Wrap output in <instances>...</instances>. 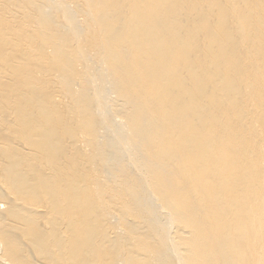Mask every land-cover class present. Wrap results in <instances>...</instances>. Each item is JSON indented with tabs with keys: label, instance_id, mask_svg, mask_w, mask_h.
<instances>
[{
	"label": "bare ground",
	"instance_id": "1",
	"mask_svg": "<svg viewBox=\"0 0 264 264\" xmlns=\"http://www.w3.org/2000/svg\"><path fill=\"white\" fill-rule=\"evenodd\" d=\"M0 264H264V0H0Z\"/></svg>",
	"mask_w": 264,
	"mask_h": 264
}]
</instances>
